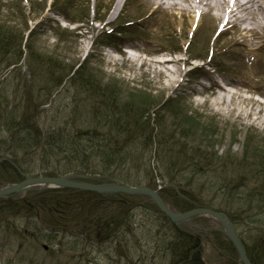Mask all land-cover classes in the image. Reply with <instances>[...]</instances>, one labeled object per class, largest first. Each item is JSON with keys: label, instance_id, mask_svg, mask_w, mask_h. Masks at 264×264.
Segmentation results:
<instances>
[{"label": "trees", "instance_id": "trees-1", "mask_svg": "<svg viewBox=\"0 0 264 264\" xmlns=\"http://www.w3.org/2000/svg\"><path fill=\"white\" fill-rule=\"evenodd\" d=\"M14 2L11 8L24 19ZM51 9L69 23L88 15L74 0H53ZM126 24L119 18L115 27L127 29ZM53 31L60 42L70 35L58 27ZM115 36L101 39L110 43ZM32 38L28 35L25 45L27 72L16 79L22 31L0 32V186L24 175L70 173L153 189L160 184L161 198L175 212L197 207L225 212L248 259L264 264V148L258 141L254 146V138L246 136L242 159L218 156L213 152L217 130L187 120L180 98L154 102L149 92L126 88L115 77L106 80L89 60L59 62L38 50ZM62 94L67 100L63 107L41 119L39 109ZM162 112L171 119L164 120ZM138 210L143 218L154 214L163 233H155L150 218L137 222ZM202 230L174 226L144 196L47 189L0 197V239L17 238L18 252L44 245L52 256L76 258L80 264H93L95 250L99 254L106 242L111 258L124 264H146L156 257V264H206L205 244L218 252L221 264H241L221 232Z\"/></svg>", "mask_w": 264, "mask_h": 264}, {"label": "rangeland", "instance_id": "rangeland-1", "mask_svg": "<svg viewBox=\"0 0 264 264\" xmlns=\"http://www.w3.org/2000/svg\"><path fill=\"white\" fill-rule=\"evenodd\" d=\"M49 1L17 0V3L14 2L16 7L20 6V11L24 12V19L13 11L9 4L10 0H1L0 2V32L20 33L22 31L21 50L23 54H26V38L32 34L31 43L42 53L51 55L59 62L64 59L68 63L77 62L90 56L88 57L90 66L101 71L106 76V80L110 76L115 77L124 83L126 88L149 92L153 96L154 102L181 99L180 101L186 108L184 117H187V120H199L206 128H209L208 130H217L218 135L215 136L216 144L213 147V152H216L218 156L242 159L246 136L254 138V146L258 141L259 144L256 145L264 148V19L260 14L255 16L257 20L248 19L245 24L241 25L248 28L246 31H241L236 26L233 28L224 27L227 32L220 35L214 46L211 47L214 52L211 62L204 61L201 66V61L194 57L202 53L205 54L209 47L204 45L209 39L208 35L206 41L203 40V37L201 39L199 30L204 26L211 35L216 24L222 26L220 20H212L208 15H203L201 21L196 22L192 14L186 17L176 10H157L148 0H139L141 9H147V13H151V17L144 23L150 27L149 30L145 34L141 33V39H129L132 34L131 30L128 31L130 28L120 27L123 28L120 46L113 48L100 44L101 24L106 25L105 32L109 30L110 26L114 27L113 22L117 18L128 20L131 24L134 23L137 17L134 14L136 12L134 9L137 8V4L128 3L127 7L132 10L126 11L128 12L126 14L122 12V6L115 11L114 7L118 0H74L77 5L87 10L88 16L83 17L82 23L75 24L72 30L76 31H71L72 33L66 38L62 37L63 41L60 42L55 36L53 28L58 27H55V22L62 23V17L54 15L53 10H40V5L42 6V3L45 2L44 6L46 7ZM96 11L100 13L99 16L106 14L101 24L92 21ZM40 13L41 16H39ZM49 18L52 19V22H48ZM191 20L195 22L194 25ZM37 22L44 24H37ZM63 25L65 26V24ZM194 27L197 29L190 39ZM2 28H4L3 31ZM187 43H190V46L185 50L183 47ZM173 48L178 49V52L170 50ZM218 49L221 53L216 54ZM164 58L177 61L175 64L166 65L167 69L178 70L177 80L171 86H166L165 67L156 62V60ZM182 59H187L188 64H183ZM20 65V71L14 72L13 75L16 79L22 78L27 72L25 60L21 61ZM193 65L201 66L202 69H193ZM11 70V68L6 69L4 76L8 73L11 74ZM105 82L107 81L104 80ZM212 83L223 86L227 92L232 91V96L228 97L227 93L223 92L221 103H216L215 98L218 95L211 93L209 88ZM64 97L65 94L58 98L55 97L53 106L50 104L44 109H39V111L41 110V119L45 112L50 115L54 109L58 111L63 107L67 101L64 100ZM237 112L240 114L238 115ZM161 115L164 116V120L171 119L163 112ZM256 118H260L262 123L255 120ZM203 128L201 126L196 129L202 130ZM246 160L252 161L248 155ZM50 165L54 167V165ZM132 174L136 175L137 173ZM68 175H73V173ZM140 175L144 176L145 173L144 175L140 173ZM88 178L93 179V177ZM252 187L254 186L252 185ZM136 215L137 222L142 219L144 223H147L151 219L155 226L153 229L157 228L155 233L158 231L163 233L164 230H162L161 224L155 221L154 214H146V218H143L138 210ZM219 227L215 220L206 218L189 219L180 225V228L184 230L198 229L200 232V229H203L204 233ZM19 243L17 238L10 236L2 238L1 236L0 264H80L76 258L60 256L57 253L52 256L42 248L41 250L38 248L25 250L24 248L20 250V253L17 251ZM3 244L4 248H1ZM108 246V242L102 244L103 249L99 254L95 250L93 264H124L125 261L119 260L116 256L111 258ZM204 258L206 264H221L222 262L218 257V252L210 244L205 245ZM157 261H159L158 257L154 261L148 260L145 263L156 264Z\"/></svg>", "mask_w": 264, "mask_h": 264}, {"label": "water", "instance_id": "water-1", "mask_svg": "<svg viewBox=\"0 0 264 264\" xmlns=\"http://www.w3.org/2000/svg\"><path fill=\"white\" fill-rule=\"evenodd\" d=\"M35 186H46L48 188H72L95 193H124L129 195H144L151 198L159 210L176 224L187 221L190 218L200 216L215 220L221 227L223 233L234 246L242 264H252L248 259L244 246L236 234L235 227L229 217L221 211L209 208H195L184 213H174L160 198L158 193L148 187H130L122 184H92L67 177H38L26 178L22 182L6 188H0V196L27 191Z\"/></svg>", "mask_w": 264, "mask_h": 264}, {"label": "bare ground", "instance_id": "bare-ground-1", "mask_svg": "<svg viewBox=\"0 0 264 264\" xmlns=\"http://www.w3.org/2000/svg\"><path fill=\"white\" fill-rule=\"evenodd\" d=\"M154 5L157 10H176L183 16H203L208 15L212 20L224 21V23L231 24L233 26L239 27L241 31H246L248 28L246 26L242 27L248 19L255 21L257 14H260L264 19V0H148ZM122 0H118L114 9L119 10L121 7ZM215 11V13H213ZM192 25L195 24L191 20ZM160 65L165 67L164 78L166 81V86H171L173 82H176V75L178 70H170L166 68V65L175 64L177 61L170 60L166 62L163 59L156 60ZM183 64H188L187 59H182ZM180 84L178 83V86ZM210 92L218 95L215 98L216 103H221L223 98V92L227 93L228 97H231L233 92H227L226 88L219 86L215 83L210 85ZM222 96V97H221ZM239 115L240 113L237 112ZM262 123L260 118H256Z\"/></svg>", "mask_w": 264, "mask_h": 264}]
</instances>
